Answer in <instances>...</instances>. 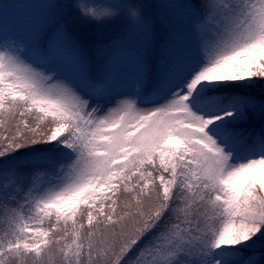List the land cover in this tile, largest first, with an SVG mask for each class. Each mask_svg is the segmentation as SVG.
I'll use <instances>...</instances> for the list:
<instances>
[{
	"label": "snow or ice",
	"instance_id": "1",
	"mask_svg": "<svg viewBox=\"0 0 264 264\" xmlns=\"http://www.w3.org/2000/svg\"><path fill=\"white\" fill-rule=\"evenodd\" d=\"M8 2L0 264H264V0Z\"/></svg>",
	"mask_w": 264,
	"mask_h": 264
},
{
	"label": "rangeland",
	"instance_id": "2",
	"mask_svg": "<svg viewBox=\"0 0 264 264\" xmlns=\"http://www.w3.org/2000/svg\"><path fill=\"white\" fill-rule=\"evenodd\" d=\"M8 3L12 5L5 4V15L9 21L23 17L30 8V0H9Z\"/></svg>",
	"mask_w": 264,
	"mask_h": 264
},
{
	"label": "trees",
	"instance_id": "3",
	"mask_svg": "<svg viewBox=\"0 0 264 264\" xmlns=\"http://www.w3.org/2000/svg\"><path fill=\"white\" fill-rule=\"evenodd\" d=\"M0 3H3V0H0ZM10 3L13 4L12 2H10ZM10 3H7V5L12 6ZM108 35L110 37L114 38L115 37V30L114 29H110L109 32H108Z\"/></svg>",
	"mask_w": 264,
	"mask_h": 264
}]
</instances>
